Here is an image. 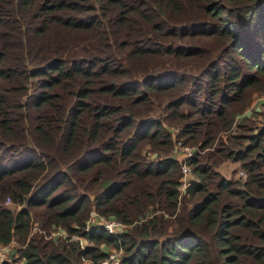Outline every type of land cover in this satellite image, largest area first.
I'll list each match as a JSON object with an SVG mask.
<instances>
[{
    "label": "trees",
    "instance_id": "1",
    "mask_svg": "<svg viewBox=\"0 0 264 264\" xmlns=\"http://www.w3.org/2000/svg\"><path fill=\"white\" fill-rule=\"evenodd\" d=\"M257 93L264 0H0L2 264H264Z\"/></svg>",
    "mask_w": 264,
    "mask_h": 264
},
{
    "label": "built area",
    "instance_id": "2",
    "mask_svg": "<svg viewBox=\"0 0 264 264\" xmlns=\"http://www.w3.org/2000/svg\"><path fill=\"white\" fill-rule=\"evenodd\" d=\"M264 112V109H262ZM240 115H237L235 120L237 121L239 119ZM174 148L179 152L180 155H182L181 160V172H182V185L180 189L185 187L192 179L189 176L191 173L190 166L187 164L186 160L189 158L193 153V147L184 145L180 140H176L174 144ZM242 174V172H240ZM8 201V200H7ZM92 215V220H89L86 226V230L91 229L95 226H102L105 229H107L110 233H116L118 230L122 227V225L119 222H116L114 220H106L102 217H97L95 214ZM59 230L55 231L54 233H62L58 232ZM52 233V235H55ZM71 238H76L74 235L71 236ZM79 243L82 246V239L79 240ZM112 262L113 264H117V260H115L114 254H110L107 259H105L102 264H107L108 262ZM3 262H12V257L9 254V248L8 245H0V264Z\"/></svg>",
    "mask_w": 264,
    "mask_h": 264
},
{
    "label": "rangeland",
    "instance_id": "3",
    "mask_svg": "<svg viewBox=\"0 0 264 264\" xmlns=\"http://www.w3.org/2000/svg\"><path fill=\"white\" fill-rule=\"evenodd\" d=\"M262 109H264V94H258L257 93L251 102L250 110L248 112V115H250L252 117V119H255L257 124H259V123L264 124V112ZM254 110L261 111V113L257 116H254L253 112H252ZM239 118H241V115ZM169 129H171V133L174 135L177 132L176 128L170 127ZM179 140L182 141L181 138H179ZM175 151L177 153L176 149H175ZM147 154H148V157L152 156V153H150V152H147ZM177 156L179 159L182 160V155L179 154ZM237 166H238L237 163L224 162L223 164L220 165L219 170L226 177H236V176L240 175L239 174L240 171L238 173L233 172V170L235 168H238ZM189 176L191 177V179H194L193 174L190 173ZM6 202H9V200ZM53 234H55V233L53 232ZM15 245H16V242H14V241H12L10 244H8L9 254L11 255L12 258L15 257L18 263H21V260L17 259V252L14 249ZM115 250H116L115 248H109V251L111 252L110 254H118V252H116Z\"/></svg>",
    "mask_w": 264,
    "mask_h": 264
},
{
    "label": "crops",
    "instance_id": "4",
    "mask_svg": "<svg viewBox=\"0 0 264 264\" xmlns=\"http://www.w3.org/2000/svg\"><path fill=\"white\" fill-rule=\"evenodd\" d=\"M9 248V247H8Z\"/></svg>",
    "mask_w": 264,
    "mask_h": 264
}]
</instances>
